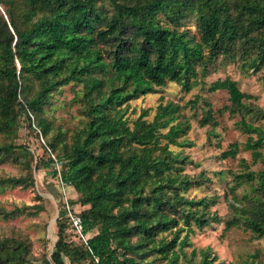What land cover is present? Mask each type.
Segmentation results:
<instances>
[{
    "label": "trees",
    "instance_id": "1",
    "mask_svg": "<svg viewBox=\"0 0 264 264\" xmlns=\"http://www.w3.org/2000/svg\"><path fill=\"white\" fill-rule=\"evenodd\" d=\"M109 3L110 13L96 0H21V6L16 0H0V133L11 135L24 115L27 126L45 137L48 124L41 114L51 95L71 82L82 83L87 120L71 144L61 142L58 149L51 143L50 147L58 149L60 162L53 174L77 194L67 199L68 205L83 207L76 214L85 241L74 231L64 201L63 217L56 220L57 239L46 263L147 264L143 257L158 255L163 264H179L187 244L180 233L191 231L192 224L202 229L223 221L224 230L240 226L256 237L264 236V181L256 184L252 195H233L228 218L207 211L206 197L182 194L200 180L182 173L184 156L168 149L170 144L187 143L178 139L186 130L184 124L172 123L180 106L170 101L159 104L151 121L143 118L144 110L131 125L122 107L167 82H176L184 90L203 86L218 56H233L230 53L236 50L248 69L264 67V0ZM191 16L197 42L177 29ZM207 89L226 91L229 106L225 108L240 114L236 126L247 134L243 149L250 152L252 164H264V129L245 118L260 113L245 102L252 96L230 77L212 81ZM198 100L191 99V106ZM202 112L201 126H217L207 101ZM261 112L259 117H264ZM166 126L167 131L160 132ZM161 138L166 140L162 145ZM20 147L1 142L0 157ZM238 150L237 143L230 144L220 157H234ZM240 161L247 168L245 160ZM51 162L49 158L46 165ZM229 173L237 183L264 178V170ZM29 183V174L0 179V187ZM22 210L16 207L9 214ZM174 227L170 240L155 238ZM68 228L79 243L67 240ZM93 229L97 232L87 236ZM210 250L199 249V260L189 264H212ZM195 254L192 249L191 255ZM28 263L23 240L0 236V264Z\"/></svg>",
    "mask_w": 264,
    "mask_h": 264
},
{
    "label": "rangeland",
    "instance_id": "2",
    "mask_svg": "<svg viewBox=\"0 0 264 264\" xmlns=\"http://www.w3.org/2000/svg\"><path fill=\"white\" fill-rule=\"evenodd\" d=\"M134 3L137 0H119ZM96 3L111 12L109 0H96ZM21 6V0H16ZM184 31L186 36L194 42L199 40L196 29V21L193 16L184 20L177 27ZM233 56L219 55L216 61L209 67L208 74L203 78L204 85L192 86L184 90L176 82H167L162 87H157L154 92L140 95L130 100L125 108L124 116L129 124L139 117L145 110L143 117L151 121L159 104L170 101L180 106L176 119L180 121L186 130L178 138L186 139L183 146L170 144L168 149L184 156L181 163V172L191 177H198V183H193L182 194L188 198L206 197L208 204L206 210L215 212L223 219L231 216L229 202L233 195L240 198L243 195L254 194V187L264 178H256L253 181L235 182L232 172L242 170H264V164H252L250 152L243 149V143L247 134L243 133L236 122L240 120V114L230 113L228 95L225 90L208 91L212 81L230 77L235 80L241 91L252 97L245 102L264 112V67L257 71L248 69L242 65L243 59L240 51L231 52ZM198 73L200 67L196 66ZM199 97L195 107L190 100ZM82 98V83L71 82L57 89L50 97L49 103L43 107L41 117L48 124V134L42 137L36 128L30 129L24 115L19 117L17 130L11 135L0 133V143L7 142L21 146L8 156L0 157V179L6 177H19L29 174V186L3 185L0 187V236L23 240L28 248V264H47L53 245L57 239L58 218L63 217L62 204L64 199L76 198V191L70 185L62 184L58 175H54L52 169L59 170L60 162L57 160V150L62 143L71 144L76 134L81 130L87 116L84 114V102ZM203 101L210 104L213 117L218 123L214 128L210 124L201 126L198 120L202 117ZM255 114H246L245 118L254 125L264 129V117ZM168 126L162 127L164 133ZM36 133L38 135H36ZM62 142V143H61ZM165 139H160L164 144ZM54 143L58 149L52 150L50 144ZM239 145L238 153L234 157H220V153L226 150L230 144ZM264 152V146L262 147ZM53 162L46 165L48 159ZM240 159H244L247 168H243ZM26 162L29 168L26 167ZM216 172H219L216 173ZM221 172V173H220ZM16 207H23L21 212L9 214ZM85 207V206H84ZM83 207L74 205L73 212H79ZM177 227L159 232L155 238L170 240L173 231ZM191 231H182L180 237H185L187 244L183 247L185 256L181 253L179 264L196 263L199 260L198 250L210 247L212 264H251L258 261L264 264V236L256 237L252 232L240 226H233L224 230V222H212L202 229L193 224ZM97 232L93 229L87 236ZM67 240L79 243L78 236L68 228ZM135 237H132V241ZM195 249L196 254L191 255ZM147 264H163L164 260L158 255L143 257Z\"/></svg>",
    "mask_w": 264,
    "mask_h": 264
},
{
    "label": "built area",
    "instance_id": "3",
    "mask_svg": "<svg viewBox=\"0 0 264 264\" xmlns=\"http://www.w3.org/2000/svg\"><path fill=\"white\" fill-rule=\"evenodd\" d=\"M60 168V166H58ZM60 182L63 184V182L60 180ZM65 201V207L67 209L68 217L72 223L74 231L79 235V237L82 238L83 241H85V236L81 233V222L80 218L77 216L76 212H73L72 207H70L67 203V199H64Z\"/></svg>",
    "mask_w": 264,
    "mask_h": 264
},
{
    "label": "water",
    "instance_id": "4",
    "mask_svg": "<svg viewBox=\"0 0 264 264\" xmlns=\"http://www.w3.org/2000/svg\"><path fill=\"white\" fill-rule=\"evenodd\" d=\"M1 9V8H0ZM2 10V9H1ZM3 12V11H2ZM17 67L19 68V63L17 62Z\"/></svg>",
    "mask_w": 264,
    "mask_h": 264
},
{
    "label": "crops",
    "instance_id": "5",
    "mask_svg": "<svg viewBox=\"0 0 264 264\" xmlns=\"http://www.w3.org/2000/svg\"><path fill=\"white\" fill-rule=\"evenodd\" d=\"M76 194V193H75ZM77 195V194H76Z\"/></svg>",
    "mask_w": 264,
    "mask_h": 264
}]
</instances>
